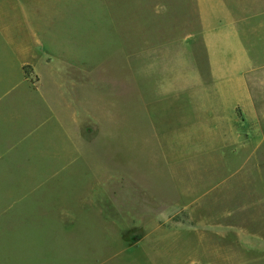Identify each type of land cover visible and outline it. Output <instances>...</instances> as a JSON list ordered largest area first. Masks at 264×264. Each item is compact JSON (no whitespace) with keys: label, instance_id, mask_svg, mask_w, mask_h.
I'll list each match as a JSON object with an SVG mask.
<instances>
[{"label":"rangeland","instance_id":"1","mask_svg":"<svg viewBox=\"0 0 264 264\" xmlns=\"http://www.w3.org/2000/svg\"><path fill=\"white\" fill-rule=\"evenodd\" d=\"M222 1L0 0V264H264V105L202 37Z\"/></svg>","mask_w":264,"mask_h":264},{"label":"crops","instance_id":"2","mask_svg":"<svg viewBox=\"0 0 264 264\" xmlns=\"http://www.w3.org/2000/svg\"><path fill=\"white\" fill-rule=\"evenodd\" d=\"M222 3H233L222 11L227 27L221 23L217 26L215 22L209 25L208 16H205L208 27L202 37L210 63L209 74L216 76L217 80L222 77L230 79L232 103L263 106L264 0H227ZM9 38L5 40L8 42Z\"/></svg>","mask_w":264,"mask_h":264}]
</instances>
